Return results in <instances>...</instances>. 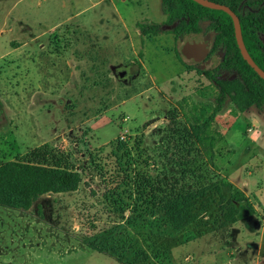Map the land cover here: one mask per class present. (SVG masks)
<instances>
[{"label": "rangeland", "instance_id": "obj_1", "mask_svg": "<svg viewBox=\"0 0 264 264\" xmlns=\"http://www.w3.org/2000/svg\"><path fill=\"white\" fill-rule=\"evenodd\" d=\"M161 3L0 0V31L5 35L0 56L9 41L16 49L0 58V164H47L81 177L77 191L45 195L27 212L0 207V264H214L213 251L227 252L226 261H232L228 237L242 252L234 264H264V230L257 235L242 216L231 226L223 223L220 210L231 197L229 188L223 189V199L214 193L200 199L198 220L182 232L175 233L166 217L165 207L173 198L216 182H235L250 195L244 186L248 182L261 190L264 202V117L252 134L259 137L256 146L247 140L246 117L230 133L229 118L217 117L213 133L219 135L218 150L232 159L226 162L229 178L223 176L215 155L204 157L199 150L185 119L192 107L215 102L218 92L200 70L216 68L221 57L200 64L182 55L196 67L188 70L175 53L187 40L164 35L142 44L135 22H161ZM38 23L44 31L56 28L43 39L44 71L55 70L69 49L74 83L87 86L55 94L54 109L32 104L33 79L28 80L27 102L19 99L22 73L33 78L40 62L33 40ZM83 36L92 42L79 50L76 40L84 42ZM24 42L25 58L18 51ZM131 43L144 50L145 58L127 65L121 58ZM104 64L106 86L94 88ZM137 71L141 74L134 79ZM85 73L88 80H77ZM25 109L28 118L21 125ZM231 109L233 117V103ZM35 134L41 139L30 144ZM219 260L223 264L225 257Z\"/></svg>", "mask_w": 264, "mask_h": 264}, {"label": "trees", "instance_id": "obj_2", "mask_svg": "<svg viewBox=\"0 0 264 264\" xmlns=\"http://www.w3.org/2000/svg\"><path fill=\"white\" fill-rule=\"evenodd\" d=\"M163 23L142 21L137 24L143 37L173 35L187 40L191 35L204 36L211 44L210 58L220 56L214 69H201L202 74L217 90L214 103L192 107L185 113L192 136L204 157L213 156L219 135L213 133L214 123L227 104L245 113L251 108L264 110V79L248 64L239 49L233 19L224 11L203 7L193 0H161ZM230 7L240 19L246 48L264 70V0H210ZM179 62L188 70L181 51ZM142 55L140 54V57ZM131 78V77H130ZM81 183L79 173L59 166L10 161L0 164V207L27 212L43 196L77 191ZM231 190L226 205L221 206L223 223H236L242 216L248 227L256 232L262 223L246 195L231 182H216L192 193L173 198L165 207V214L175 233L182 232L198 220L197 202L210 193L224 198L223 189ZM225 202V199H224Z\"/></svg>", "mask_w": 264, "mask_h": 264}, {"label": "crops", "instance_id": "obj_3", "mask_svg": "<svg viewBox=\"0 0 264 264\" xmlns=\"http://www.w3.org/2000/svg\"><path fill=\"white\" fill-rule=\"evenodd\" d=\"M166 19H167V17L164 15V19L159 23L165 22ZM145 21H147V20H145ZM139 22L140 21H138V20L135 22L136 35L141 37L142 44H143V42L152 39V37H143L142 36L140 30L137 27V24ZM38 25L40 26V30L35 29L36 35H35V38L33 40H34V44H35L34 55H35L36 59H38V57H40V62L36 61V65H35L36 68H35L34 74L32 75L33 78L28 77L30 75H28L27 72L22 73V80H24V82L22 81V83H21V88H22L21 90L23 92H22V95L19 97V99L23 102H27V95H28V92H30L29 89L27 91L28 80L33 79V86H34L33 90H34V95H35L36 100L32 104L41 110H45L48 108L54 109L55 107L53 105L55 104V100H53V96H55V94H57V93L59 94V93L64 92V91L74 89L75 85L80 90L86 89L87 86L85 85V83H82V82H79L78 84L74 83V80H75V75H74V70H73L74 64L72 63L73 61L70 60L71 58L69 56V55H73L74 53L71 52L69 54V52H70L69 49L66 52V54L64 55V58H62V61L59 64V66H58V64H56V66L54 65L55 70L44 71V62H43L42 58H43V54H44V49H46L47 45H46V43H43V39H44V36L49 31L56 30V28H54L52 30L44 31V30H42V23H38ZM38 25H36V26H38ZM4 36H5L4 31L3 30L0 31V38L4 37ZM127 36L129 37V35H127ZM160 36H164V35H160ZM83 38L86 41L84 40V42H83V40L82 41L76 40L77 41L76 43L78 44L77 46L80 47L79 50L80 49L83 50V47L84 48L87 47V45L92 42L91 40H89L87 38V36H85V37L83 36ZM27 43L28 42L22 43V46H20L18 48L19 53L24 54V58H25V55L27 56V54H28V52H27L28 44ZM131 44H132L131 49L129 51H127L126 54L122 55V58H121L122 59L121 62H124L127 65H132V64L136 63V61H138L140 58V54L142 56L144 55V58H145L144 50L140 52V51H138V47L135 43H131ZM72 46H75V45H72ZM4 48H5V51L0 56V58H2V59L11 55L13 52L16 51V49L12 46V41H9ZM82 50H81V52H82ZM164 52H167V50H165ZM126 55H128V56H126ZM26 60H27V58H26ZM106 67L107 66L104 64V72L102 75L98 76V78H97L98 84H97V86L94 85L93 86L94 88L95 87L101 88V87L106 86V82H107L106 80L108 78L106 75V73H107ZM142 67H143L142 70H144L145 69L144 63L142 65ZM142 70H141V72H142ZM141 72L139 73L137 71L136 75H135L136 78H134V79H137L140 76ZM88 75H89L88 73L82 74L81 77L78 75L77 80H80V79H82L84 81L88 80L89 79ZM40 96H43V99L37 103V101H39V100H37V98L39 99ZM48 97H50V99H48ZM24 106H27V104H24ZM231 106H232V103L229 102L227 104L225 110L222 112V114L220 113L218 115V118L223 117V116L225 118H229V120L227 121L229 123V125L227 126V130L230 129L228 131V133H230L232 130L235 129V127L238 124L241 123L242 119L244 117H246L247 120L249 121L247 126L250 127L245 132V134L247 136V140L249 141V143L252 146H256L259 137H257V136L253 137L252 134L258 133L257 128L260 127V120L259 119L264 117V110H259L257 108H251L247 112L241 113L238 109L237 110L235 109L236 113L233 117H231L230 113L232 110H234V109H231ZM227 110H228V112H226ZM223 113H226V114H223ZM26 115H27V109L23 110V112H22V118L20 120L21 125L23 123H25V120H27L28 116H26ZM29 116L32 117L31 115H29ZM218 118H216V125L218 123ZM218 125H220V123ZM19 128H20V130L22 129V127H19ZM38 138H39V140L41 139V134L40 135L35 134L34 138L30 140V144H37L39 142ZM225 141L226 140H224L223 144H225ZM25 142H27V141H25ZM229 146H230V144H229ZM218 149L219 148L217 146L215 148L213 154H212L213 157L215 155V159L217 160L216 166H217L218 170L223 174V176H226L229 178L228 174L230 172V169L226 165V162L229 163L232 159L227 158L225 156V153L222 152L221 150L219 151ZM218 152H219V155L221 154L220 156H218ZM217 163H218V165H217ZM231 183H233L240 191H242L246 195V197L250 200L251 204L253 205V207H254V209H255V211H256V213H257V215H258V217L262 223L261 229L255 232V233H257V235H260L261 231L264 230V219H263L264 218V202H263V196H262L261 190L260 189L254 190L250 187V184L248 182H245V185H244L245 188L252 191L249 195V194H246L245 189L242 188L239 184L232 182V181H231ZM231 224H233V223H229L227 226H231ZM232 240L234 241L233 244H232ZM227 243L229 244V246H231V248H228V251L231 252L229 255H232V261H230V260L226 261L227 255H228L227 252L217 253L216 251H213L212 254L214 257V260H213L214 264H216V263L221 264L219 257L222 255L225 257V261L223 262V264H234L233 262L239 261V254L242 252L239 251V249L235 250L236 245H237L236 240L232 239L231 237H228ZM232 245H234V247ZM261 249H262V244L259 243V250L262 251ZM237 251H238V253H236ZM203 252L204 251H202V253ZM211 259H213V258L211 257Z\"/></svg>", "mask_w": 264, "mask_h": 264}, {"label": "water", "instance_id": "obj_4", "mask_svg": "<svg viewBox=\"0 0 264 264\" xmlns=\"http://www.w3.org/2000/svg\"><path fill=\"white\" fill-rule=\"evenodd\" d=\"M199 5L212 9V10H219L224 11L228 15H230L233 19L234 26H235V34L237 43L239 46V49L242 53V56L244 59L248 62V64L258 73V75L264 79V70H262L256 62L253 60V58L250 56L245 42L243 38L242 33V27L241 22L237 14L230 9V7L226 5H222L220 3H216L210 0H193ZM211 50H210V44L202 42L199 37H192L187 39L185 42L183 48H182V55L186 57H192L194 58L195 62L200 63L207 59L209 56Z\"/></svg>", "mask_w": 264, "mask_h": 264}, {"label": "flooded vegetation", "instance_id": "obj_5", "mask_svg": "<svg viewBox=\"0 0 264 264\" xmlns=\"http://www.w3.org/2000/svg\"><path fill=\"white\" fill-rule=\"evenodd\" d=\"M209 44V43H208ZM210 50H211V44H210ZM210 54H211V52H210ZM210 54H209V56L207 57V59L205 60V61H203V62H200V64H205V63H207L208 61H209V58H210ZM194 59V58H193ZM195 61V60H194Z\"/></svg>", "mask_w": 264, "mask_h": 264}, {"label": "built area", "instance_id": "obj_6", "mask_svg": "<svg viewBox=\"0 0 264 264\" xmlns=\"http://www.w3.org/2000/svg\"><path fill=\"white\" fill-rule=\"evenodd\" d=\"M121 140H122V141H123V140H125V137H124V136H122V137H121Z\"/></svg>", "mask_w": 264, "mask_h": 264}]
</instances>
